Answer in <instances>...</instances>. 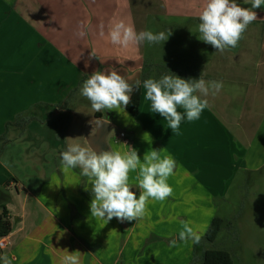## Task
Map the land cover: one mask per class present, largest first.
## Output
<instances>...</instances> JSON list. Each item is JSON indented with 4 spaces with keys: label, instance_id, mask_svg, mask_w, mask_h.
Segmentation results:
<instances>
[{
    "label": "crops",
    "instance_id": "obj_1",
    "mask_svg": "<svg viewBox=\"0 0 264 264\" xmlns=\"http://www.w3.org/2000/svg\"><path fill=\"white\" fill-rule=\"evenodd\" d=\"M205 3L0 0V147L3 145L5 154L10 158L9 148L30 140L40 144L27 148L28 157L34 156L37 146L44 153L59 139L55 126L66 113L70 119L64 151L69 143L93 151L86 137L96 132V118H104L103 112H95L79 90L69 109L53 106L74 88L80 89L86 80L82 79L97 70L116 69L129 83L141 80L149 43L112 45L107 39L111 26L124 20L137 32L151 31V27L168 31L172 28L168 20L199 22ZM255 11L258 18L248 26L238 47L218 52L210 62L219 63L208 64L193 78L223 82L217 95L207 97L209 106L198 120L185 118L179 134L173 133L159 113L151 112L142 89L140 116L126 119L128 127L120 132L125 137H119L118 144L107 141L109 151L130 152L133 148L142 160L147 151L159 150L177 162L168 179L173 194L163 202L149 200L144 217L124 222L113 218L107 223L92 218L88 178L81 175L80 168L62 171L60 154L47 155L55 165L34 186L30 181L23 184L20 171L0 154V213L5 206L12 224L6 247L11 264H62L67 251H79L80 264L191 263L193 242L179 240L182 223L190 222L201 236L217 216L234 178L264 171V7ZM161 43L156 44L158 49ZM84 108L89 112L80 121ZM27 115L38 119L22 131L7 128ZM114 116L113 110L111 129L118 124ZM79 123L82 132L73 134L72 127ZM46 127L49 135L34 134ZM145 133L150 134V141L144 139ZM137 172L129 174L133 187ZM132 190L138 197L139 189ZM172 240L175 246L169 242Z\"/></svg>",
    "mask_w": 264,
    "mask_h": 264
},
{
    "label": "clouds",
    "instance_id": "obj_2",
    "mask_svg": "<svg viewBox=\"0 0 264 264\" xmlns=\"http://www.w3.org/2000/svg\"><path fill=\"white\" fill-rule=\"evenodd\" d=\"M243 4L250 7L241 6L238 0H206L198 16L199 39L221 53L238 47L248 26L258 18L255 10L264 7V0H243ZM100 35L104 37L105 33L101 31ZM170 35V30L137 32L134 25L120 20L111 26L107 39L112 45L128 47L145 41L164 43ZM91 55L97 57L94 51ZM140 86L141 81L137 80L135 89ZM222 88V81H205L201 76L184 79L172 73L143 81L144 99L150 102L151 112L159 113L167 122L166 127L175 134H179L185 118L189 122L198 120L209 106L207 97L217 95ZM79 92L95 112L114 110L126 115L134 86L116 69L97 70L83 82ZM144 139L150 141V134L145 133ZM60 155L62 171L80 168L81 175L88 178L93 194L90 213L94 219L106 223L113 218L121 222L136 221L146 214L149 200L163 202L173 194L168 179L174 174L177 162L171 155H161L159 150L147 151L141 160L133 148L130 152H96L78 143H69ZM130 172H137L135 187L129 183ZM133 188L139 189L138 197ZM200 239L190 222L182 223L180 241L199 243ZM171 245L175 246L176 241L172 240ZM0 261L11 264L7 256H0ZM62 264H80V252L67 251Z\"/></svg>",
    "mask_w": 264,
    "mask_h": 264
},
{
    "label": "rangeland",
    "instance_id": "obj_3",
    "mask_svg": "<svg viewBox=\"0 0 264 264\" xmlns=\"http://www.w3.org/2000/svg\"><path fill=\"white\" fill-rule=\"evenodd\" d=\"M238 3L243 7H250V5H244L243 0H238ZM168 24L172 27L169 29L171 31L169 39L162 42L158 46L159 49L156 44L147 46V59L150 64L167 66L183 73L187 72L192 78H195L208 64L211 66L219 63L210 62L211 59H216V54L219 51L199 39V22L194 21L189 24L184 21L168 20ZM151 31L158 33L161 30L151 27ZM165 32L167 31L165 30ZM157 51L159 57L156 55ZM83 110H85V114L80 116V121L89 112V109L84 108ZM114 112L118 124L113 125L107 137V141L112 145L119 143L120 132L125 131L128 127L125 126L128 125L126 119L132 118L126 108V115ZM110 114L111 111L103 112V116ZM69 119V113L63 114L61 121L55 126L60 133L59 139L54 141L51 148L45 150L44 153L40 152L41 150H38L37 146L34 156L28 157L27 148L39 143L32 140L16 142L9 148L11 150L10 158L5 154L3 145L0 147V154L5 156L3 160L6 161L7 157L8 163L20 171L18 175L23 184L27 185L30 181L33 186L37 185L42 181L41 176L44 175V172L48 173L53 169L55 162H52V158L47 155L56 153V156H59L64 151V135ZM48 132L49 127H46L43 131H34V134L41 133L45 136L49 135ZM80 132H82L81 123L72 127L73 134H80ZM29 137L30 135H28ZM47 145L49 146V144ZM12 193L15 195L16 190L13 189ZM219 207L217 216L224 220V224L214 242L202 241L204 250H226L231 254L233 264H264V171L261 174H238L228 189V196L220 202ZM208 227L200 236L201 239L205 237ZM0 252L2 256H6L8 250L5 248Z\"/></svg>",
    "mask_w": 264,
    "mask_h": 264
},
{
    "label": "trees",
    "instance_id": "obj_4",
    "mask_svg": "<svg viewBox=\"0 0 264 264\" xmlns=\"http://www.w3.org/2000/svg\"><path fill=\"white\" fill-rule=\"evenodd\" d=\"M175 74L184 79H193L187 72H179L177 70H173L167 66H159L157 64H150L146 61L142 68V75H141V86L139 89H135V83H130L134 86V92L131 94V102L126 107L128 113L134 117L138 118L140 116V109H141V95L143 89V81L148 78L159 79L163 75L166 74ZM87 79L85 76L83 80ZM79 90L78 87L71 90L68 96L65 98L63 102L60 104L54 105V108H61V109H69L70 102L73 96ZM97 117H101V115L97 114ZM38 119L35 116H22L21 119L19 117L16 119L14 124H7V128L9 126L20 127L21 130H24L26 126L31 123L32 121ZM224 224V220L218 216L214 217L211 221L206 235L204 238L200 239L199 243H194L193 247V258L190 264H233L231 254L226 250L221 249H212V250H204L202 241L207 242H214ZM12 233V224L9 216V212L6 208L0 213V239L6 238Z\"/></svg>",
    "mask_w": 264,
    "mask_h": 264
},
{
    "label": "water",
    "instance_id": "obj_5",
    "mask_svg": "<svg viewBox=\"0 0 264 264\" xmlns=\"http://www.w3.org/2000/svg\"><path fill=\"white\" fill-rule=\"evenodd\" d=\"M95 126L96 132L86 137L87 143L93 151H109V144L107 142V137L111 130L109 115H105L104 118H96ZM0 264H2V261H0Z\"/></svg>",
    "mask_w": 264,
    "mask_h": 264
},
{
    "label": "built area",
    "instance_id": "obj_6",
    "mask_svg": "<svg viewBox=\"0 0 264 264\" xmlns=\"http://www.w3.org/2000/svg\"><path fill=\"white\" fill-rule=\"evenodd\" d=\"M120 137H125V133H121ZM8 246V240L7 237L6 238H1L0 239V250L5 249Z\"/></svg>",
    "mask_w": 264,
    "mask_h": 264
}]
</instances>
